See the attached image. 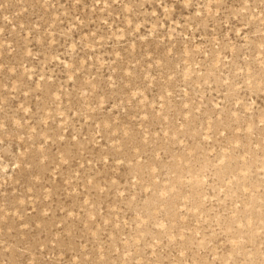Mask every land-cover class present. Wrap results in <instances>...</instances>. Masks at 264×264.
<instances>
[{
	"label": "rangeland",
	"instance_id": "rangeland-1",
	"mask_svg": "<svg viewBox=\"0 0 264 264\" xmlns=\"http://www.w3.org/2000/svg\"><path fill=\"white\" fill-rule=\"evenodd\" d=\"M0 264H264V0H0Z\"/></svg>",
	"mask_w": 264,
	"mask_h": 264
}]
</instances>
